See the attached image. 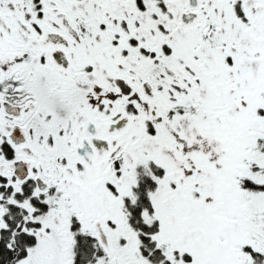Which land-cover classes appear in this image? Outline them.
<instances>
[{"label": "snow or ice", "instance_id": "1", "mask_svg": "<svg viewBox=\"0 0 264 264\" xmlns=\"http://www.w3.org/2000/svg\"><path fill=\"white\" fill-rule=\"evenodd\" d=\"M0 264H264V0H0Z\"/></svg>", "mask_w": 264, "mask_h": 264}]
</instances>
